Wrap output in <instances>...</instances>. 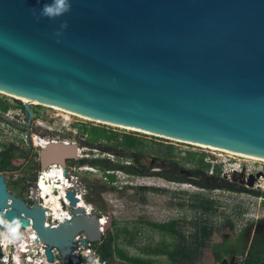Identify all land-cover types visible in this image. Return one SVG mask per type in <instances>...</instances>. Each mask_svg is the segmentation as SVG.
Returning a JSON list of instances; mask_svg holds the SVG:
<instances>
[{
  "label": "water",
  "instance_id": "obj_1",
  "mask_svg": "<svg viewBox=\"0 0 264 264\" xmlns=\"http://www.w3.org/2000/svg\"><path fill=\"white\" fill-rule=\"evenodd\" d=\"M50 2L0 0V92L264 160V0H70L65 15L41 17ZM81 151L75 142L48 143L37 153L39 170L64 168ZM72 188L70 217L47 224L37 188L28 206L0 174V220L12 236L14 226L34 234L53 264H74L81 244L98 257L111 216L102 226L86 201L88 214L74 210Z\"/></svg>",
  "mask_w": 264,
  "mask_h": 264
},
{
  "label": "rangeland",
  "instance_id": "obj_2",
  "mask_svg": "<svg viewBox=\"0 0 264 264\" xmlns=\"http://www.w3.org/2000/svg\"><path fill=\"white\" fill-rule=\"evenodd\" d=\"M0 98L9 104L5 112L0 111V174L15 193L9 188L8 191L14 195L21 193L20 198L32 203L30 190L41 172L37 166L39 148L34 143H77L83 150L76 160L66 163L65 170L87 186L84 202L93 207V214L102 219L111 216V227L103 233L100 246L113 247L111 241L115 240L119 252L127 257L120 258L116 264H136L128 258L150 264H172L168 252L173 247L185 250L194 245L202 223H207L213 234L205 241L206 247L197 251L200 255L186 260L185 264H223L224 261L232 264L233 259L234 264H245L255 238L260 236L264 241V181H251L250 176L254 175H246L254 174L259 165L263 171L264 163L248 159L253 164L247 165L250 168L247 172L228 175L223 166H216L214 171L202 158L211 152L228 160L232 154L67 115L40 103L29 104L32 117L28 125L22 99L2 92ZM51 114L68 116L70 126L63 125L61 119H50ZM80 124L105 128L115 133L121 144L115 146L105 139L89 142L87 134L80 131ZM125 135L134 138L136 144L130 147L124 144ZM82 159L87 163L80 164ZM93 162L96 163L92 165ZM111 167L116 170L107 171ZM122 167H132L134 174H128ZM210 186H233L243 192L204 189ZM198 200L212 202L213 210L208 214L196 210ZM171 223L184 241H180L183 237H174L160 228L169 229ZM84 248L81 244L80 249ZM181 254L177 251L173 255L179 259ZM99 257L100 264H106Z\"/></svg>",
  "mask_w": 264,
  "mask_h": 264
},
{
  "label": "trees",
  "instance_id": "obj_3",
  "mask_svg": "<svg viewBox=\"0 0 264 264\" xmlns=\"http://www.w3.org/2000/svg\"><path fill=\"white\" fill-rule=\"evenodd\" d=\"M9 106V104L7 102H5V100L0 98V111L1 112H5V110L7 109V107ZM22 110H24V108L22 107ZM80 128V131L82 133H86L87 137H88V141L89 142H97L98 139H105V140H109L112 141L113 144L115 146H119L121 143V141L118 142V139L116 137V134L111 132L109 133L107 129L105 128H100V127H95V126H87L84 124H80L78 125ZM109 133V134H108ZM124 140V144L130 146H134L136 144V140L134 138H132L131 136L125 135L123 136ZM115 142V143H114ZM196 156H198L196 154ZM204 158H202V161ZM80 164H85L87 163V160L82 159L80 162ZM96 162H93L92 165H94ZM206 165V164H205ZM208 167H210L209 165H207ZM207 167V168H208ZM112 169H107V171L111 170H116L114 167H111ZM121 168V167H120ZM123 168V167H122ZM122 170H124L125 172H127L128 174H134V169H132V167H125ZM113 178V177H111ZM171 182H178L181 183V181H172L169 180ZM7 184V189L9 188L10 191L12 193H15V190H13L12 188H10V182L6 183ZM17 183H14V185H16ZM207 191H216L218 189H223L224 191H228L229 193H233V194H240L243 192V190H235L233 188V186H230V188H217L216 186L213 187H206L204 188ZM143 190V189H142ZM17 192V196H21L22 194ZM198 204L195 207L196 210L201 211L203 214H208L213 210L214 204L208 200L204 201H200L198 200ZM169 229L168 227L162 226L160 227L162 230L165 231H169L170 234L173 233L174 237H178L181 236L183 237L181 234H177L175 229L173 228L175 226V224L171 223L169 224ZM199 235L195 237L194 239V245H192L190 248H186L185 250L183 248H177V247H173L174 250H172L170 253L168 252V255L170 257V259L172 260V264H185V261L188 259H191L192 257L194 258L195 256L200 255L197 251L200 248H205L206 247V240H209L211 235L213 234V229H210L209 226L207 225V223H202L199 224ZM184 241V237L182 239H180V241ZM113 243V247H108L106 245L101 247V258H103L106 262V264H116V261L119 260L120 258H124L125 260L127 259V257L125 255H123L122 253L119 252L118 248L115 246L114 242L115 240L113 239L111 241ZM182 252L181 254V258H176L173 254L176 252ZM149 252H152L151 250ZM249 256L245 262V264H264V241L260 238V236L256 237L255 240L252 243L251 248L249 249ZM1 255V253H0ZM128 261H133L136 264H150L149 262H144L142 260H130L128 258Z\"/></svg>",
  "mask_w": 264,
  "mask_h": 264
},
{
  "label": "bare ground",
  "instance_id": "obj_4",
  "mask_svg": "<svg viewBox=\"0 0 264 264\" xmlns=\"http://www.w3.org/2000/svg\"><path fill=\"white\" fill-rule=\"evenodd\" d=\"M11 96L15 97V98L22 99L21 97H18V96H14V95H11ZM22 100L24 101V103H28V104H33L34 105L36 103L34 101H31V100H28V99H25V98H23ZM42 106H46V105H42ZM51 108H53L54 110L60 111L62 113H66L67 115L75 116V115H73L74 113H72V112H70L68 110H65V109H58V108H54V107H51ZM100 123L114 125V124L106 123V122H100ZM114 126L116 127V125H114ZM126 129L135 130V131H139V132H144V131H140V130L133 129V128H126ZM144 133H146V132H144ZM192 144H194V143H192ZM34 145L37 148L40 149L41 147L44 146V143H34ZM194 145H198V146H201V147H204V148H208V147H206L205 145H202V144H196L195 143ZM208 149H211V150H214V151H218V152H221V153L232 154L234 156H239V157H242V158H246V159H249V160H252V161H255V162L264 163V160L258 159V158H255V157H251V156H247V155H241V154H237V153H234V152L218 150V149H213V148H208ZM44 172H45L44 176L40 179V181L38 182V184L36 186V188H37L36 196H37L39 204L45 209L46 223L52 224L51 223V221H52L53 224L56 225L60 220L67 219V218L70 217L72 209L69 206L67 208L68 203L65 200V193H66L65 192L66 191L65 190V187H66L65 185L67 184V186H68V187H66V189H67V188L72 187V183L66 181V177L63 176V173H66V172L63 170L62 167L52 166L49 169L45 170ZM68 177H69V175H68ZM72 179L75 180L74 177H72ZM56 185H57V187H56ZM39 196L42 197L41 201H40ZM76 197H77V199L80 198L79 195H76ZM64 202L66 203V207L64 206ZM87 207L88 206L85 205L83 203V201L77 200V205H76V208H74V210H76V211H78L80 213L88 214V213H86V212H89V211H87L88 210ZM1 221L2 220H0V241L4 242L5 240H10V238L12 240H14L15 238L13 236L9 235L8 232H6L10 227L7 224H4L3 221L2 222ZM103 222H105L104 219H100V225ZM104 225H105V223L102 224V226H104ZM12 229H15L14 232H16V233H21V232L23 233V229L22 228L14 226ZM31 236L34 238V240H33L34 242L31 241V242L25 243V248H27V249H30V247H32L34 245V243L36 242L35 241V235L32 234ZM80 239L82 240L81 236L78 239V241ZM13 242L12 243H8V247H7L8 251L13 249L17 245L15 243H14L15 246L12 245ZM91 246L92 245L89 244L84 249L77 248L75 250V252H73L72 257L76 260L75 261L76 264H90V262H88L86 260L80 261L78 259V255H80V254L83 255L84 257L92 255L93 260L97 259V256L94 255L93 252H91V249H90ZM98 263L100 264V262H98ZM91 264H97V262L94 261Z\"/></svg>",
  "mask_w": 264,
  "mask_h": 264
},
{
  "label": "built area",
  "instance_id": "obj_5",
  "mask_svg": "<svg viewBox=\"0 0 264 264\" xmlns=\"http://www.w3.org/2000/svg\"><path fill=\"white\" fill-rule=\"evenodd\" d=\"M49 118L53 119V120H57L59 118L62 120L63 125L66 126V124H68V126H70V123H67V122H69V119H70L68 116L60 115V114H51V115H49ZM43 143H44V145L48 144V142H45V141H43ZM211 151H213V150H211ZM214 152H218V151H214ZM225 154H227V153H225ZM213 155L215 158L212 157ZM233 156L234 155L229 156L231 159L223 160L222 158H218L217 156H215L214 153L208 152V156L204 157V161L207 162L210 165V167H212V170H214V171H216V166L217 167H219L220 165L223 166L226 173L228 172V175H230V173H234V172H236V173H239V172L242 173L243 171L247 172V170L250 169V168H248V166L253 164V162H251V161L248 162L249 161L248 159H247V161L246 160H239L238 158H242V157L234 156L235 157L234 158ZM236 157H238V158H236ZM243 159H245V158H243ZM233 161H236V162L233 163ZM242 161H245L246 164H243ZM259 163H262V162H259ZM229 168H231V169H229ZM44 174H45V172H43V171L40 172V175L38 177V181H40V179L44 176ZM68 175H69V177L66 178V181L71 182L72 176L70 177V174H68ZM246 175L247 176L254 175V176H250V178L251 177H257V175H261L256 181H264V169L262 171V168L260 165L258 166V169L255 170L254 174L247 173ZM32 191H33V189L30 190V193H32ZM75 196H76V194H75ZM66 202L68 203L67 200H66ZM64 206L66 207L65 202H64ZM68 206L69 205H67V208H68ZM51 223L53 224L52 221H51ZM47 224H49V223H47ZM8 230L6 232H8V234L10 235V232ZM14 235H15V236H13L14 238L21 239V241H19V243L16 246L14 245V242H13V241H15V239L12 240L10 238V240H5L4 242L0 241V251L2 252L1 253L2 255L0 258V264H53L51 261H48L46 259V257L44 256V249L42 248V246L40 244L35 242L34 245L32 247H30V249L25 248V243L31 242V241L34 242L33 241L34 238L31 235H29V234L26 235L24 232L23 233L22 232L21 233L15 232ZM12 242H13L12 245H14L15 247L8 251V249H7L8 243H12ZM56 255H58V254L56 251H54V256H56ZM94 261L97 262L98 260L94 259ZM61 264H68L67 259H65L64 262Z\"/></svg>",
  "mask_w": 264,
  "mask_h": 264
},
{
  "label": "clouds",
  "instance_id": "obj_6",
  "mask_svg": "<svg viewBox=\"0 0 264 264\" xmlns=\"http://www.w3.org/2000/svg\"><path fill=\"white\" fill-rule=\"evenodd\" d=\"M70 10H71L70 0H51L50 3H45L43 5V7L40 9V16L41 17H44V18H47V19H57V18L65 15L66 13H68ZM33 11H35V10H33ZM66 27H67V24L66 23L60 25V28L61 29H64ZM55 35L56 36H60L61 35V32H57V33H55ZM47 108H50L51 109V107H47ZM52 110H53V108H52ZM40 143H43V141L40 142ZM50 167H52V166H50ZM50 167H48L47 169H49ZM47 169H45V170H47ZM45 170H43V172ZM38 182L39 181H38V178H37V181L35 183V187L37 186ZM7 225H8V223H7ZM13 231H15V229H13ZM0 253H2V252L0 251ZM1 255H0V258H1Z\"/></svg>",
  "mask_w": 264,
  "mask_h": 264
},
{
  "label": "flooded vegetation",
  "instance_id": "obj_7",
  "mask_svg": "<svg viewBox=\"0 0 264 264\" xmlns=\"http://www.w3.org/2000/svg\"><path fill=\"white\" fill-rule=\"evenodd\" d=\"M57 120H59V118H58ZM37 159H38V157H37ZM66 163H67V162H66ZM37 166H38V169H39L38 160H37ZM65 167H67V165H66ZM65 167L63 168V170L66 172V173H65V177L68 178L69 171L67 172V171L65 170ZM70 176H71V175H70ZM252 178H253L254 180H257V179H258L257 177H251V179H252ZM251 179H250V180H251ZM36 180H37V179H36ZM35 183H36V182H35ZM76 183H78V184H76V185L73 184L72 187L76 189V190L74 189V190L76 191L75 194L80 196V198L77 199V200H79V201H84V199L86 200L87 198H86V193H85L86 191H85V190L87 189V186H86L85 184L81 183L80 181L78 182L77 179H76ZM227 185H228V184H227ZM65 186L68 187L67 184H66ZM34 187H35V184H34L33 188H34ZM56 187H57V185H56ZM66 187H65V190H66ZM33 188H32V189H33ZM55 190H56V189H55ZM59 193H60V192H59ZM32 194H33V193H30L31 197H32ZM62 194H63V193H62ZM62 194H61V195H62ZM31 197H30V198H31ZM39 198H40V201H41L42 197L39 196ZM76 198H77V197H76ZM22 199H23V198H22ZM23 200H24V199H23ZM30 201H32V200H30ZM24 202H25L28 206L32 204V203L30 204V203L26 202L25 200H24ZM98 218H99V217H98ZM99 219H102V217H100ZM103 219H104V218H103ZM104 221H105V222H103L102 224L106 223V219H104ZM4 224H6V223L4 222ZM102 224H101V225H102ZM102 237H103V235H102ZM100 247H101V246H100ZM100 255H101V253H100ZM98 257H99V256H98ZM101 261H102V260H100V257H99V262L102 263ZM223 264H224V263H223ZM225 264H226V263H225ZM233 264H234V263H233Z\"/></svg>",
  "mask_w": 264,
  "mask_h": 264
}]
</instances>
